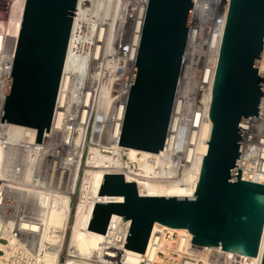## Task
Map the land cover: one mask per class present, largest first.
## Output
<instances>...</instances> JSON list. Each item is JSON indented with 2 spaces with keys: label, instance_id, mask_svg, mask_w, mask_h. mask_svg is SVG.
<instances>
[{
  "label": "bare ground",
  "instance_id": "1",
  "mask_svg": "<svg viewBox=\"0 0 264 264\" xmlns=\"http://www.w3.org/2000/svg\"><path fill=\"white\" fill-rule=\"evenodd\" d=\"M10 1L7 28L0 32L2 53L8 52L9 45L12 48L10 55L7 53L3 56L2 72L5 76L0 80L1 103L7 94L9 73L22 24L20 21L17 26L22 0ZM146 2L147 0H141L140 5L135 8L129 0H79L57 108L49 132H44L42 142L39 143L36 142L37 129L5 122L4 136L13 144L7 161L10 166L16 161L12 169L13 175L8 176L4 184L8 198L17 203L18 210H29L37 217L39 224L33 228L39 231L43 243L57 245L56 255L48 253L46 257L48 264H56L68 237L71 257H68L66 264H142L145 256L153 259L154 264H160L159 257L164 255L170 257V261L175 264H262L264 237L259 256H247L222 250L221 246H198L192 243L193 234L188 228H172L156 222L146 250L142 253L125 248L131 220H124L122 215H112L113 220L107 234L88 229L96 202L123 200V197L99 195L105 174H124L127 181L136 182L137 189L143 196L192 197L197 189L203 158L208 151L212 129L209 110L220 44V32L216 27L227 15L229 0H195L192 14L197 15H193L192 28L185 42L183 70L164 149L157 153L123 147L118 143ZM109 5L110 14L107 7ZM120 6L119 34L112 46L113 49H124L126 41L131 46L125 49L127 51L130 48L129 54H122L123 58L128 54L124 62L126 77L122 75L115 88L111 86L110 89V72H103L108 61L102 55V48L109 47L106 46L107 28L110 31V43L114 39ZM208 14L214 15V25L210 37L206 39L202 31ZM130 31L131 40L128 39ZM204 43L208 55H211L210 61L208 58L209 68H204L205 73L201 71L204 75L199 77L195 90L196 101L201 106L198 105L193 120L187 124L184 105L187 101V87L191 82V57ZM108 60L110 61L109 58ZM112 106L113 110L110 111ZM91 127L92 142L89 143ZM242 127L246 128L244 123ZM247 128L251 133V123ZM87 145L91 147L84 167L86 173L78 195L75 220L71 226L72 198L77 192ZM7 149L0 147L1 172L5 170L3 159ZM106 152L110 155L105 154ZM124 155L130 161L143 163L144 167L134 169L122 159ZM250 163L252 166L255 162L253 160ZM68 169L72 170L69 182L65 177ZM249 169L251 167L245 169L246 179H249L246 174ZM255 180L264 183V177ZM118 221L122 223L119 224ZM235 256L247 257L248 262L238 263Z\"/></svg>",
  "mask_w": 264,
  "mask_h": 264
},
{
  "label": "water",
  "instance_id": "2",
  "mask_svg": "<svg viewBox=\"0 0 264 264\" xmlns=\"http://www.w3.org/2000/svg\"><path fill=\"white\" fill-rule=\"evenodd\" d=\"M78 0H22V21L2 122L37 129L41 143L57 108ZM195 0H149L119 145L159 152L169 133ZM264 0H230L209 110L212 122L195 195L143 196L124 174L107 173L90 230L105 234L113 214L131 220L125 248L144 253L156 222L188 228L192 243L257 256L264 237V183L238 169L245 130L259 116L264 76ZM264 264V250L263 261Z\"/></svg>",
  "mask_w": 264,
  "mask_h": 264
},
{
  "label": "built area",
  "instance_id": "3",
  "mask_svg": "<svg viewBox=\"0 0 264 264\" xmlns=\"http://www.w3.org/2000/svg\"><path fill=\"white\" fill-rule=\"evenodd\" d=\"M141 0H129V3L132 5V7L135 6L138 7L140 5ZM79 2V0H78ZM149 0L146 2V10L148 7ZM230 3V0H229ZM78 7V4H77ZM195 7V5H194ZM221 10V9H220ZM193 13V12H192ZM228 13V11H227ZM193 15L197 14H191L190 19V27L189 32L192 28V21H193ZM214 16V15H213ZM210 17L207 19L209 22L206 26V31L204 32V37L209 38L211 29H213V20L214 17ZM145 17V16H144ZM227 15L225 18H222V22L218 24L216 27L220 32V44H219V52L221 48L222 38L224 34V29L226 24ZM222 24V25H221ZM131 30V29H130ZM132 32L130 31V35L128 39H132ZM126 41V40H125ZM126 47L124 49H121L122 54H126L127 51L125 50L128 46H131L129 42L126 41ZM139 46V44H138ZM137 46V49H138ZM218 52V57H219ZM5 53H2V50H0V80L4 79V72L3 71V56ZM136 60V58H135ZM134 60V64H135ZM218 61V60H217ZM217 66V64H216ZM13 68V65H12ZM12 68L9 73V82L11 78ZM134 70V65H133ZM133 73V72H132ZM258 73L260 76H264V44L262 49V54L260 58ZM132 80V77H131ZM131 80L128 87L127 95L129 96L130 92V86H131ZM180 81V80H179ZM62 83V82H61ZM9 85V84H8ZM8 92V90H7ZM60 92V91H59ZM126 95V96H127ZM7 94L4 97L3 102H0V147L3 146V148L7 147L6 156H4V165L5 170L4 172H1L0 170V264H48L46 257L48 256V253L52 255H56L57 245H51L48 242L43 243L41 241V236L39 235V231L37 229H34V225L39 224V220L37 217L30 212L29 210L20 209L18 210L17 203L10 200L8 198V193L6 189L4 188V184L7 181L8 176H12V169L14 167V164L16 161H13V165L8 164V157H9V149L13 147V144L10 143L6 137L4 136V129L6 128L5 122H2V115L4 111V106L6 102ZM128 100V97H127ZM172 119V115H171ZM251 123V127H253L252 132L250 133L248 131V124ZM244 123L245 127H242V124ZM241 128L245 130L242 149H241V155L239 158L238 163V169L242 170V178L245 180H251L256 181V178L264 177V92L260 107L259 116H249L247 123L242 122ZM121 135V133H120ZM120 135L118 138V143L120 141ZM92 127L89 137V143L92 142ZM254 160V164L250 166V162ZM243 163V165H241ZM248 167H251L249 169L248 174L249 179L245 178V169ZM66 181L69 182L72 175V170L68 169L65 173ZM79 181V180H78ZM258 182V181H257ZM80 193V192H79ZM78 194L76 192L73 197H77ZM113 218L111 217L110 223L112 222ZM119 224L122 223L121 221H118ZM109 223V227H110ZM25 225H28L27 227ZM108 227V230H109ZM130 229V228H129ZM107 230V233H108ZM106 233V234H107ZM188 237V236H186ZM121 242V241H119ZM203 250L205 248H202ZM259 254L257 255V257ZM68 257H71V254L69 253V249L65 252V246L63 247L61 254L56 260V264H66ZM174 259V258H173ZM234 259L240 263L248 262L247 257L243 256H235ZM160 264H175L170 261V257L167 258V256L159 257ZM170 262V263H169ZM142 264H154V260L145 256L142 259Z\"/></svg>",
  "mask_w": 264,
  "mask_h": 264
},
{
  "label": "rangeland",
  "instance_id": "4",
  "mask_svg": "<svg viewBox=\"0 0 264 264\" xmlns=\"http://www.w3.org/2000/svg\"><path fill=\"white\" fill-rule=\"evenodd\" d=\"M8 3L11 4V1L10 0H0V32H4V28L5 29L7 28L6 26H7V20H8V6H9ZM121 6H120V9H119L118 14H117V22H116L115 31H114V34H113L114 35V39H112L111 43H110V31L107 28V32H106L107 43H106V46L109 45V47L107 48V47L104 46L102 48V55L104 54L106 56L105 57V59H106L105 61H108V62L105 63V67L103 69V72L104 71H105V73L106 72H110V77H109V79H110V89H111V86L113 88H115V86L117 85L118 80L121 79L122 75H124V78L126 77L125 76L126 73L124 71V69L126 68V63H124V62L126 61V56H128V54L130 52V48L127 49V51H128L127 53L128 54L123 58L121 50L113 49V46H112L113 41H115V38L117 39V36L119 34V25H120L119 24V19H120ZM107 7H108V10H109L108 14H110V5L107 6ZM208 16L212 17L211 14H208V15H206L207 19H208ZM205 21H206L205 22V27H203L202 35H204V32L207 29L206 28V23H208V21L207 20H205ZM203 40H204L203 42H206L205 39H203ZM203 42H201V43L203 44ZM106 49H107V51H106ZM7 51L8 52H4L5 54L8 53L7 55H10L12 53L11 45L8 46ZM206 54H207L208 57L206 56ZM209 55H208V49H206V46H205V43H204L202 48L200 47L199 49H197L196 52L191 57V61H193L192 62L193 64L190 67L191 82H190L189 86L187 87V94H186L187 101H186V103L184 105V113L186 114L185 118H186L187 124H189L193 120L194 113L197 112L195 109L198 108V105L201 106V104H198L197 101H196L195 90H196V88L198 86L197 83H199L198 82L199 81V77H203V75L205 73L204 72L205 71L204 68L205 67L209 68V66H207L209 64V61H210V58H211V57H209ZM108 58L110 59V61L108 60ZM208 58H209V61H208ZM187 60L190 61L189 59H187ZM201 71L204 72V73L202 74ZM116 94H117V92H116ZM101 99H102V97H100V102H101ZM200 100H201V97H200ZM113 107L114 106H112V109L110 107V111L113 110ZM188 113H189V115H188ZM94 114L96 115V111L94 112ZM89 141L90 140L88 139V142ZM90 147H91V145L90 146L89 145L86 146L85 151H84V155H83V158H82L83 169L81 170V173H80V176H79V182H78V188H77V194L78 195H79V192L81 190L82 182L84 180V176H85V173H86V170H85L84 167H85V165H86V163L88 161ZM105 154L110 155V153H108V152H106ZM122 159L125 162H128L129 165L132 166L136 170L142 169L144 167L143 163H140L138 161H130L128 156L124 155ZM78 200H79L78 196L72 198V205L73 206H72V213H71V217H70V219H71L70 225L71 226L73 225L74 220H75V215H76V210L75 209L77 207ZM71 231H72V227L70 228L69 234H71ZM69 243H70V239L68 237L66 242H65V252L68 249Z\"/></svg>",
  "mask_w": 264,
  "mask_h": 264
}]
</instances>
